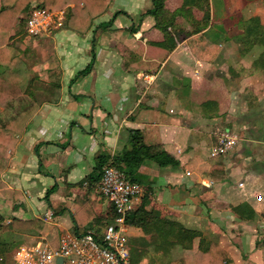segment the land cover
I'll return each mask as SVG.
<instances>
[{"label":"crops","instance_id":"obj_1","mask_svg":"<svg viewBox=\"0 0 264 264\" xmlns=\"http://www.w3.org/2000/svg\"><path fill=\"white\" fill-rule=\"evenodd\" d=\"M256 1L210 0L208 26L176 40L171 50L148 13L151 0H112L85 34L64 27L48 30L59 85L48 84L47 92L38 89L41 94L29 98L38 107L2 172L3 182L19 191L20 199L5 198L0 192L3 226L13 217L43 224L38 234L6 229L3 236L17 246L40 239L57 246L64 233L76 235L78 211L85 230L100 237L104 226L91 219L108 216L112 206L84 178L98 153L120 151L127 131L140 129L146 144L158 146L178 165L144 161L136 182L145 193L133 208L143 203L158 216L199 232L235 264H264V68L253 66L254 56L241 55L237 26L241 17L245 27L247 10ZM181 3L165 0L164 6L174 11ZM193 13L200 18V10L193 8ZM176 24L190 29L182 17ZM196 35L218 43L213 61L200 60L191 52ZM88 65L89 71L72 81ZM19 106L18 102L0 106L1 117ZM223 129L238 137L236 145L221 155L226 178L212 181L184 168L194 157L209 160ZM125 235L131 264L161 263V252L154 251L159 243L155 234L127 225ZM178 249L173 257H178Z\"/></svg>","mask_w":264,"mask_h":264},{"label":"trees","instance_id":"obj_2","mask_svg":"<svg viewBox=\"0 0 264 264\" xmlns=\"http://www.w3.org/2000/svg\"><path fill=\"white\" fill-rule=\"evenodd\" d=\"M251 1L253 0H242L244 4ZM111 2L112 0H0V106L13 107L15 102L20 105L13 114L6 118H2L0 113V192L5 198L18 201L21 197L19 191L7 188L1 175L7 166V158L14 151L18 136L23 133L27 122L38 107L37 103L30 99L35 100V93L38 89L47 92L48 84L50 86L59 85L60 76L56 60L52 67L45 68L46 79H42L44 82L31 75L30 67L23 57L24 54L14 42L18 23L23 21V28H25L26 20L32 9L31 3H35L38 7L48 11L63 10L62 27L77 34H85L93 26L94 21L107 11ZM164 2L165 0H151L152 8L148 13L153 16L155 26L163 32L164 44L168 50L175 47L176 40L200 32L210 22V0H182L180 7L174 11L166 10ZM193 8L200 10V18L194 15ZM179 17L190 25L189 30L176 24ZM255 21L258 22L257 19ZM243 23L240 17L237 22L240 29V53L242 56H254L253 66L258 69L264 68V27L258 23L261 29L252 30L249 35ZM168 28H171V31ZM24 32L27 36L26 31ZM196 36L195 44L192 43L190 47L191 52L200 60L213 61L220 50L218 43L207 41L200 35ZM89 69L90 65L86 66L74 76L72 81L86 74ZM207 103L205 102L204 105ZM127 132L128 140L120 151L112 155L101 151L96 155L94 167L84 178L89 187L97 185L107 166H115L129 180L138 181L137 170L144 161H151L161 167L178 165L173 156L158 149V146L146 144L140 129H129ZM184 168L206 175L212 181L218 182L226 178L221 155L211 156L205 162L194 157L184 165ZM77 203L82 204V207L86 205L83 201ZM233 209L237 210L238 206ZM114 216L115 211L112 206L108 216H97L91 220H93L92 223L101 224L105 228ZM74 220L78 229L75 232L76 235L80 236L89 232L85 230L86 223L81 222L78 211L74 215ZM2 221L3 217L0 215V264H9V252L17 246V243L5 238L1 232L8 229L25 234H38L43 223L38 219L21 220L13 217L10 223L3 226ZM125 224L137 226L144 234H155L158 237L159 243L154 251L161 252L160 264H235L231 256L218 244L205 241L199 232L147 210L143 203L127 213ZM195 240L198 241L195 242ZM177 247L179 255L173 257V251ZM141 253L137 251V255Z\"/></svg>","mask_w":264,"mask_h":264},{"label":"built area","instance_id":"obj_3","mask_svg":"<svg viewBox=\"0 0 264 264\" xmlns=\"http://www.w3.org/2000/svg\"><path fill=\"white\" fill-rule=\"evenodd\" d=\"M31 12L26 20L25 31L35 37L47 32L51 27H62L63 10L48 11L31 3ZM238 137L228 129L217 133V144L210 155H224L237 143ZM97 192L114 208L115 216L103 229L100 237L92 232L83 235L64 233L57 246H52L46 239L17 246L10 254L13 264H131L127 237L125 235V217L135 203L145 193V187L129 180L115 166L104 168ZM258 199L261 196H257Z\"/></svg>","mask_w":264,"mask_h":264},{"label":"rangeland","instance_id":"obj_4","mask_svg":"<svg viewBox=\"0 0 264 264\" xmlns=\"http://www.w3.org/2000/svg\"><path fill=\"white\" fill-rule=\"evenodd\" d=\"M257 3L254 4L252 9L247 10L248 16L245 20L246 32L251 33L252 30L261 29L259 27L260 23L264 27V0H257ZM257 19L258 22L255 21ZM23 21H20L16 28V35L14 36V42L19 48L20 52L24 55V59L27 62V65L32 69V76L35 77H44V69L52 67L54 62V52L50 39L46 36V32L35 36L30 37L25 35V28ZM55 27H51L48 31H52ZM34 67V68H33ZM36 74H35V73ZM41 80H38L40 82ZM42 92V91H41ZM37 92V94H41ZM3 231V230H2ZM3 234V232H1ZM11 252L9 253V264H13L11 257Z\"/></svg>","mask_w":264,"mask_h":264},{"label":"water","instance_id":"obj_5","mask_svg":"<svg viewBox=\"0 0 264 264\" xmlns=\"http://www.w3.org/2000/svg\"><path fill=\"white\" fill-rule=\"evenodd\" d=\"M61 262V258L56 259V263L59 264Z\"/></svg>","mask_w":264,"mask_h":264}]
</instances>
